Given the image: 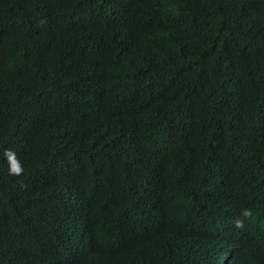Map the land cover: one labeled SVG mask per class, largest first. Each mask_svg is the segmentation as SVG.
I'll return each mask as SVG.
<instances>
[{"label":"trees","instance_id":"1","mask_svg":"<svg viewBox=\"0 0 264 264\" xmlns=\"http://www.w3.org/2000/svg\"><path fill=\"white\" fill-rule=\"evenodd\" d=\"M227 261L264 264V0H0V264Z\"/></svg>","mask_w":264,"mask_h":264},{"label":"clouds","instance_id":"2","mask_svg":"<svg viewBox=\"0 0 264 264\" xmlns=\"http://www.w3.org/2000/svg\"><path fill=\"white\" fill-rule=\"evenodd\" d=\"M3 157L8 165V173L11 176H22L24 174V167L22 162L17 157L15 151L12 149H5L3 152ZM24 187V185H21ZM253 216L252 209H243L241 211L240 217L235 220L234 227L238 229L244 228V221L246 219H251ZM226 264H229L227 261Z\"/></svg>","mask_w":264,"mask_h":264}]
</instances>
